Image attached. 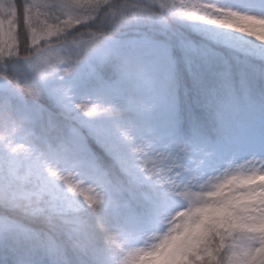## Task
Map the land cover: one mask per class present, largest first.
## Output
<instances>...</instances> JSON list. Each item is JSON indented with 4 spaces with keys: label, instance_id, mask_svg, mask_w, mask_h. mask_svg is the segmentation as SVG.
<instances>
[{
    "label": "snow or ice",
    "instance_id": "1",
    "mask_svg": "<svg viewBox=\"0 0 264 264\" xmlns=\"http://www.w3.org/2000/svg\"><path fill=\"white\" fill-rule=\"evenodd\" d=\"M0 264H264V0H0Z\"/></svg>",
    "mask_w": 264,
    "mask_h": 264
}]
</instances>
